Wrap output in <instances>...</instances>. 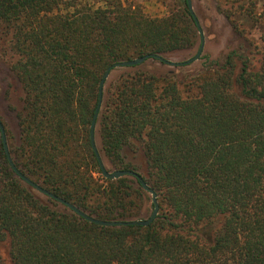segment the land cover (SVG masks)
Wrapping results in <instances>:
<instances>
[{"label":"trees","instance_id":"16d2710c","mask_svg":"<svg viewBox=\"0 0 264 264\" xmlns=\"http://www.w3.org/2000/svg\"><path fill=\"white\" fill-rule=\"evenodd\" d=\"M145 1L0 0V62L23 93L18 146L0 118L13 164L104 221L154 205L136 179H105L91 148L103 74L200 43L185 0L162 17ZM214 1L235 33L259 35L248 54L206 55L181 76L125 68L105 83L101 149L114 169L136 173L127 152L144 156L158 206L150 225L102 227L41 199L11 170L0 134V243L11 264H264V0Z\"/></svg>","mask_w":264,"mask_h":264},{"label":"rangeland","instance_id":"374dc122","mask_svg":"<svg viewBox=\"0 0 264 264\" xmlns=\"http://www.w3.org/2000/svg\"><path fill=\"white\" fill-rule=\"evenodd\" d=\"M100 1L101 0H93L94 3H98ZM132 1L141 3L143 0ZM173 2L177 3L178 0H146L142 3V5L145 12L149 16L162 17L166 14L168 6ZM191 5L192 11L200 24L204 38V47L200 59L189 66L179 68H173L157 61L149 60L139 66V69L157 74L175 72L177 76L192 74L199 72L202 69V65L205 62L203 56L207 55L210 60L221 63L230 51H240L244 54H248V52L252 50L250 46L251 42H258L259 35L240 36L235 33L228 21L218 12L216 2L214 0H191ZM199 45L191 50L174 51L165 54L164 58L170 62L185 61L194 56L199 48ZM124 69L125 68H116L113 70L108 78V82L114 80L115 77L122 73ZM5 86L8 87L5 88ZM3 92H7V98L4 100H2ZM22 97L23 93L18 81L9 72L7 66L0 62V115H2L1 119L6 125L8 131L12 134V141L10 142L12 147L19 145L20 129L17 117L15 116V111L17 113L22 112ZM8 105L13 110H8ZM96 142L105 168L109 171L115 170L103 155L97 129ZM126 156L127 161L138 167V174L145 177L146 161L142 153L138 152L133 156L132 153L127 152ZM37 196L43 199L41 194L37 193ZM145 217L148 216L142 214L138 219ZM0 263L11 264L7 242L0 243Z\"/></svg>","mask_w":264,"mask_h":264},{"label":"water","instance_id":"95a60500","mask_svg":"<svg viewBox=\"0 0 264 264\" xmlns=\"http://www.w3.org/2000/svg\"><path fill=\"white\" fill-rule=\"evenodd\" d=\"M187 8L189 12L194 16L195 18V24L198 30V34L200 36V45L197 50V52L192 56L191 58L182 61V62H170L166 60L163 56L160 55H145L130 61H123V62H118L114 64L113 66H110L105 73L103 74L101 81L99 83V89H98V99H97V105L95 107L90 125H89V141L91 148L95 154L96 160L98 162L99 168L102 172V176L105 179L108 180H117L123 177H128V178H134L136 179L142 189L147 192L150 197H151V203L154 205V209L151 212V214L148 217L145 218H140V219H133V220H128V221H104V220H99L94 217H91L87 215L86 213H83L79 209H77L75 206L72 204L65 202L64 200L54 196L53 194L49 193L48 191L44 190L41 188L39 185L33 183L30 181L28 178L23 176L20 171L14 166L13 160L10 157L9 151H8V146L6 142V136H5V130L3 128V125L0 123V134H1V139H2V144L4 148V152L7 157L8 164L11 168V170L14 172L15 176L22 180L24 184H26L28 187L32 188L35 192L41 194L42 196L52 198L53 200L57 201L59 204L65 206L68 210L72 211L74 214L78 215L79 217L84 218L90 223L102 226V227H127V226H140V227H146L150 225L154 219L156 218L157 212H158V206H157V198L155 193L143 180V178L136 172H133L131 170H119L115 169L112 171H109L105 168V165L103 163V159L101 157V154L99 152L97 142H96V129H97V122L103 102V94H104V89H105V83L108 80L111 72L115 70L116 68H134L141 66L145 62L149 60L157 61L162 64H165L167 66L173 67V68H179V67H185L193 64L194 62L198 61L202 55L203 47H204V38H203V33L200 27V24L195 16V14L192 11V5H191V0H185Z\"/></svg>","mask_w":264,"mask_h":264},{"label":"crops","instance_id":"0c3cea01","mask_svg":"<svg viewBox=\"0 0 264 264\" xmlns=\"http://www.w3.org/2000/svg\"><path fill=\"white\" fill-rule=\"evenodd\" d=\"M6 87H8V86H5V88H6ZM6 98H7V92H6V93L3 92L2 100L6 99ZM5 102H6V101H5ZM7 107H8V108H7L8 110H11L9 105H8ZM16 114H17V112L15 111V116H16ZM1 116H2V115H0V118H2ZM19 141H20V140H19Z\"/></svg>","mask_w":264,"mask_h":264}]
</instances>
